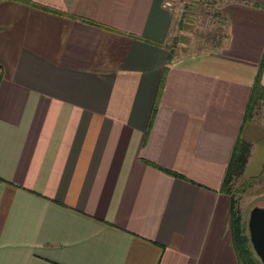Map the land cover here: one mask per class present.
<instances>
[{
  "label": "crops",
  "instance_id": "0c3cea01",
  "mask_svg": "<svg viewBox=\"0 0 264 264\" xmlns=\"http://www.w3.org/2000/svg\"><path fill=\"white\" fill-rule=\"evenodd\" d=\"M166 1L0 0V264H238L220 187L239 138L232 185L264 169V0H223L200 54Z\"/></svg>",
  "mask_w": 264,
  "mask_h": 264
},
{
  "label": "rangeland",
  "instance_id": "374dc122",
  "mask_svg": "<svg viewBox=\"0 0 264 264\" xmlns=\"http://www.w3.org/2000/svg\"><path fill=\"white\" fill-rule=\"evenodd\" d=\"M171 5L175 3V17L171 39H175L173 46L175 52L201 53L209 47H213L216 41L222 39L224 25L220 21V4L223 0H168ZM190 13V14H189ZM186 14V15H185ZM190 15L191 21H187V28L177 25L179 18ZM191 27V29H190ZM190 29V30H189ZM255 107L256 117L264 120V98H261ZM235 196L239 203L238 208L242 215V221L246 225L248 211L251 206L264 205V169L256 177L238 178L233 183Z\"/></svg>",
  "mask_w": 264,
  "mask_h": 264
},
{
  "label": "trees",
  "instance_id": "16d2710c",
  "mask_svg": "<svg viewBox=\"0 0 264 264\" xmlns=\"http://www.w3.org/2000/svg\"><path fill=\"white\" fill-rule=\"evenodd\" d=\"M190 14V13H189ZM187 14L186 18L182 20V18H179L177 21L178 26H182L183 28H187L186 24L187 21H191L190 15ZM186 15V14H185ZM191 29V27H190ZM189 29V30H190ZM173 39V38H172ZM175 42V39H173V43ZM220 44V40L216 41L214 45ZM261 66L258 68V71L256 72V77L253 81V89L250 91V96L248 98L249 103L246 105L245 109V116L244 119L249 118L252 115V111L257 103L260 102L261 98H264V86L260 82L261 78ZM163 81V78H161V82ZM160 82V83H161ZM247 143H245L240 138L237 139V141L234 143V146L232 148V154H230V158L228 161V166L225 169L224 172V179L221 183V189L229 195V199L231 202V205L229 206V214H231L230 219V227H231V239L233 240V248L235 252L237 253V260L238 264H262L251 247V241L248 238V227L244 225L242 221V215L240 214L239 208H238V201L234 194L235 188H233L232 181L236 179L240 173H242V168L244 166V160L246 157V154H248L247 150ZM175 175L179 178L183 177L182 175H178L175 173Z\"/></svg>",
  "mask_w": 264,
  "mask_h": 264
},
{
  "label": "water",
  "instance_id": "95a60500",
  "mask_svg": "<svg viewBox=\"0 0 264 264\" xmlns=\"http://www.w3.org/2000/svg\"><path fill=\"white\" fill-rule=\"evenodd\" d=\"M246 226L251 247L258 260L264 264V205L250 207Z\"/></svg>",
  "mask_w": 264,
  "mask_h": 264
},
{
  "label": "built area",
  "instance_id": "2783aa9c",
  "mask_svg": "<svg viewBox=\"0 0 264 264\" xmlns=\"http://www.w3.org/2000/svg\"><path fill=\"white\" fill-rule=\"evenodd\" d=\"M166 2H167V3H166L167 6H170V5H171V2H169V1H166Z\"/></svg>",
  "mask_w": 264,
  "mask_h": 264
}]
</instances>
